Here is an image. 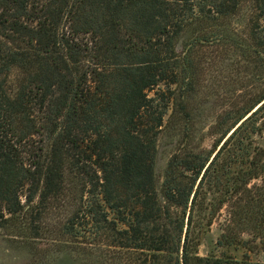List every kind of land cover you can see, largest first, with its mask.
I'll list each match as a JSON object with an SVG mask.
<instances>
[{
  "label": "trees",
  "instance_id": "trees-1",
  "mask_svg": "<svg viewBox=\"0 0 264 264\" xmlns=\"http://www.w3.org/2000/svg\"><path fill=\"white\" fill-rule=\"evenodd\" d=\"M213 39L262 87L213 120L211 148L174 151L158 187L159 137L192 135L197 45ZM263 138L264 0H0L5 234L36 239L64 209L61 235L97 264H261L200 249L222 215L217 247L237 241L225 206L238 236L263 226Z\"/></svg>",
  "mask_w": 264,
  "mask_h": 264
},
{
  "label": "rangeland",
  "instance_id": "rangeland-1",
  "mask_svg": "<svg viewBox=\"0 0 264 264\" xmlns=\"http://www.w3.org/2000/svg\"><path fill=\"white\" fill-rule=\"evenodd\" d=\"M197 48V110L193 126L189 124L192 135L184 137L179 127L173 124L163 129L155 158L158 187L161 186L164 171L174 151L184 145L195 150L211 148L214 138L209 129L213 120L225 107H231L240 100L241 104L244 95L262 87L256 62L244 57L240 49L214 39L198 43ZM259 144L264 147V138L259 140ZM262 186L264 183L259 186L263 190ZM63 216L64 209L61 213L55 209L50 218L45 220L41 235L36 239L13 237L0 231V264H97L96 250L85 249L61 235L59 220ZM228 219L229 213L225 206V234L229 238L236 237L237 241L226 244L224 248L217 247L224 221L223 215L219 216L202 238L201 254H221L224 251L238 258L246 254L252 260L264 264V224L259 231L238 227V236L228 227Z\"/></svg>",
  "mask_w": 264,
  "mask_h": 264
}]
</instances>
